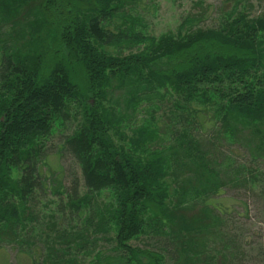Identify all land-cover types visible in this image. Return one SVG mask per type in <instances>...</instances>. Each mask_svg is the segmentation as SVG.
Returning a JSON list of instances; mask_svg holds the SVG:
<instances>
[{"label": "trees", "instance_id": "obj_1", "mask_svg": "<svg viewBox=\"0 0 264 264\" xmlns=\"http://www.w3.org/2000/svg\"><path fill=\"white\" fill-rule=\"evenodd\" d=\"M141 2L0 0V246L35 245L26 237L40 191L82 220L41 229L32 264L239 262L229 211L214 201L236 178L216 149L240 144L264 163V12L236 7L217 28L185 19L156 37L143 31ZM144 102L150 117L139 119ZM73 108L78 124L58 153L79 165L82 194L77 176L68 189L44 174L55 125ZM208 123L213 139L196 137ZM105 191L113 200L102 210ZM113 232V254L85 262ZM143 236L157 245L131 243Z\"/></svg>", "mask_w": 264, "mask_h": 264}, {"label": "rangeland", "instance_id": "obj_2", "mask_svg": "<svg viewBox=\"0 0 264 264\" xmlns=\"http://www.w3.org/2000/svg\"><path fill=\"white\" fill-rule=\"evenodd\" d=\"M236 7H238V11L245 10L250 17H256L264 12V0H142L137 9L144 17L146 26L143 31L148 35L158 37L162 34L178 32L185 19H192V24L189 27L192 26L193 29L217 28ZM124 53H129V50L125 49ZM160 103H162L161 110L168 111L171 106V102L165 100ZM143 104L142 110H149L150 104L146 102ZM74 113L73 108L67 122L62 124L57 122L55 125V131L49 140L44 174L58 179L68 189L72 185L73 177L77 176L80 180L82 194L85 192V187L79 165L70 154L66 153L60 157L58 153L62 136L72 133L77 127L78 120ZM162 114L159 111L156 113V117L159 118ZM146 117H150V114L145 111L138 118ZM132 124L134 123L131 120L128 123L129 129L126 130L128 136L132 134ZM212 126L211 123H208L203 127H196L194 135L213 139V136L216 135V127L212 128ZM166 130L169 132V127ZM215 142L216 145L217 141L215 140ZM227 144V142L223 143L216 150L221 151L225 160H230L225 163L232 166L231 170L236 182L227 187L222 194L215 196L214 201L228 209L230 219L228 226L238 242L242 244L243 249L240 250L238 264H264V182L262 181L264 163H254L247 150L240 144ZM251 181L256 186H251ZM112 200L113 194L108 191L103 192L97 198L102 210ZM60 203V197L53 196L49 192L45 194L40 191L36 194L33 204L37 216L34 226L37 230L29 233L30 239L26 237L27 241L35 243V245L30 246L31 248L25 245L20 249L17 245L3 244L0 246V264H32V250L35 252V258L38 259L44 247V238L38 233L41 232V229L49 232L45 228L49 224L55 223L59 229H69L72 224L82 225V220L77 216H71L69 210L61 211L60 208L64 204L60 207ZM113 236H115L114 232L109 236L100 235L101 239L95 245L97 248L93 254H81L85 262L91 261L98 250L113 254L112 249L115 246ZM131 243L141 248L157 245L154 240L145 236L135 239ZM112 263L128 264L119 260H112L110 264ZM103 264H107V262Z\"/></svg>", "mask_w": 264, "mask_h": 264}]
</instances>
